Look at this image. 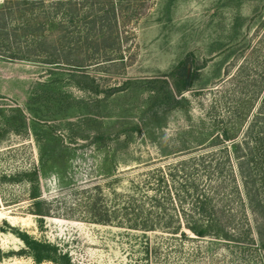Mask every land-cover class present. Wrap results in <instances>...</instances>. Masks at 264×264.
I'll return each instance as SVG.
<instances>
[{
	"label": "rangeland",
	"instance_id": "obj_1",
	"mask_svg": "<svg viewBox=\"0 0 264 264\" xmlns=\"http://www.w3.org/2000/svg\"><path fill=\"white\" fill-rule=\"evenodd\" d=\"M80 2L74 36L90 43ZM114 3L116 26L103 40L111 45L113 33L119 43L104 53L80 40L60 48L58 17L44 31L47 44L59 46L58 63H43L46 53L0 57V264H264V219L241 208L245 199L232 197L229 180L217 197L236 228L228 238L191 234L173 196L185 174L200 175L203 156L236 173L231 144L242 141L264 98V0ZM13 52L27 55L23 47ZM180 62L196 78L169 105L168 74ZM223 145L228 160L218 151ZM33 170L46 216L35 215L30 185L18 177ZM158 175L171 192L161 223L129 229L120 221L123 207L146 208V198L162 196L164 185L158 191L150 179ZM200 182L206 189V178ZM95 202L109 223L91 220ZM22 238L53 261L37 263Z\"/></svg>",
	"mask_w": 264,
	"mask_h": 264
},
{
	"label": "trees",
	"instance_id": "obj_2",
	"mask_svg": "<svg viewBox=\"0 0 264 264\" xmlns=\"http://www.w3.org/2000/svg\"><path fill=\"white\" fill-rule=\"evenodd\" d=\"M1 1L0 57L9 60L16 59L25 61L31 56L40 58L41 55H45L44 53H46V57H48L49 60L44 59L43 63H58L56 62L57 60L53 58V54L57 52L59 46L58 48L56 47V49L55 46L48 45L44 36L46 26L48 24L52 25L53 20L58 17H60L57 24L58 30L61 31V38L59 39L60 48L66 46L65 43H63L65 46H61V43L66 40L69 41L68 43L70 45H78L81 42L86 44L88 38L74 36L79 35L77 24L80 22V19L78 17L81 10L80 8H83V4L80 1H84L88 9L86 10V14H84V19L88 17L85 29L90 36L95 37L92 42H88L87 45H84L87 50L94 48L96 52L104 53L109 41L108 39L103 40L104 31L106 28L112 31L117 21V8H115L116 3H114V0ZM101 6H103L104 9L100 8ZM95 7H97V9ZM96 13L101 14L97 15ZM89 15H91V17ZM72 25H75L74 28L72 27V29L68 31V27ZM112 34L113 33H111L110 36L112 42H109V44L113 46L118 45L119 42L118 38H116V34L115 39L112 38ZM20 47H23V51L25 50L27 55L18 56L14 54L13 51H19ZM49 51L51 52L49 53ZM186 64V62H180L174 70L168 74V77L172 80V89L168 90L165 102L169 105L170 103L174 105V103H176L174 101V96L187 91L196 78L194 73H187ZM222 137L224 141H228L229 139L225 131ZM222 147L224 148H219L218 151L224 153L226 160H228L229 154L226 151L227 148L224 145ZM230 154H232L237 163L236 173L232 170L227 174L224 173V168H221L220 163L215 161L214 155H207L200 159L202 166L201 168L199 167L200 170L198 169L201 172L200 175L197 176L199 180H197V183L195 182L197 178L193 177V174H191V180H189V174H185V176H183L184 180L177 186H174L175 191L173 196L175 195L182 213L185 214L183 216L187 218L184 228L198 238L208 236H222L223 238H228V236L231 235L229 234L230 231L234 232L236 230L234 226L230 225V221L225 214L224 208L226 206L218 205L219 202H217V197L221 193L220 189H222V183H224L225 180H229L232 184L230 194H232L233 198L238 199L240 202L241 197L245 199L246 205L244 202H241V208L247 206L250 213L256 217V219H264V98L261 99L257 112L247 127L242 141L233 142L231 144ZM175 170L179 172V169ZM182 171H184V168H182ZM193 171L197 173V170ZM35 175L36 173L33 170L32 172L19 174L18 177L22 178L30 185L29 199L31 200V206L34 209L35 215L46 216V214H42L41 212L43 203L39 201L38 188L34 183ZM169 176L171 182L174 183L176 173L172 172ZM203 177L206 178V182H208L206 189L200 187V181ZM150 179L154 180L158 187V191L163 184L165 192L162 193V196L157 192L151 198H146L150 203V206L146 208H144L143 203H138L133 208L131 206L123 207V214L120 221L122 224L125 223L129 229L153 231L154 225L160 224L163 219L158 212L162 210L164 200L170 199L171 192L167 190L165 185L167 181L163 176L158 175L155 179L154 177ZM187 198H190L188 202ZM183 205L189 207V214L184 212ZM91 210H93L94 213L91 219L93 222H110V218L106 213H101L103 209L101 206L99 207L96 202L93 203ZM166 221L165 225H163L165 228L172 225V217L166 219ZM180 226L181 224L176 226L174 229L175 233L180 230ZM174 232L173 234H175ZM22 241L32 250V258L37 263L44 260L53 261L49 256H40L36 250V247L40 245L34 242H28L25 238H22Z\"/></svg>",
	"mask_w": 264,
	"mask_h": 264
}]
</instances>
